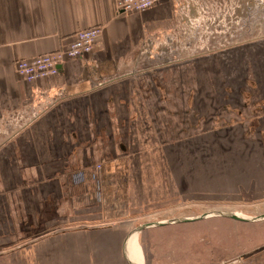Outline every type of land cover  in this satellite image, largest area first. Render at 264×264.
<instances>
[{
	"label": "crops",
	"instance_id": "1",
	"mask_svg": "<svg viewBox=\"0 0 264 264\" xmlns=\"http://www.w3.org/2000/svg\"><path fill=\"white\" fill-rule=\"evenodd\" d=\"M178 1L164 0L142 13L120 14L116 0H0L1 171L16 163L29 166L22 175L25 187H7L6 171L0 182V264H152L153 254L159 256L160 264L169 260L182 264L176 256L179 252L187 254L189 249H177V237L170 228L201 220L147 228L129 237L140 226L179 217L180 172L157 175L155 181L159 183L164 177L159 188L158 183L145 184L148 176L144 172H130L131 161L116 151L110 158L99 155L89 161L94 146L102 149V133L106 134L102 106L109 95L107 85L124 74L125 66L152 35L175 30ZM92 27L101 30L92 52L65 61L57 76L28 84L15 74L16 61L55 53L68 46L76 32ZM258 132L244 129L224 140L243 149L241 156L233 159V173L239 172L238 183L250 193L246 201L241 200L242 205L264 197V132ZM191 140L174 141L172 146L170 142L175 164L181 161L184 150L193 148L195 142ZM214 142L221 141L212 134ZM19 150L23 162L16 155ZM92 163L101 167L93 172L92 166H85ZM69 165L84 166L80 168L85 171L84 181L93 189L85 194L86 202L72 210L63 205L68 191L63 182L69 181ZM13 177L19 179V173ZM135 177L142 183L135 185ZM169 198L173 201L166 205L164 201ZM59 202L60 208L52 209V204L59 206ZM30 203L37 214L47 207L49 213L58 214V220L50 223L58 230L35 239L23 240V234L17 237L23 222L17 221L16 214L27 212ZM159 203V208L146 207ZM164 206L170 209L165 212ZM241 210L235 212L247 213Z\"/></svg>",
	"mask_w": 264,
	"mask_h": 264
},
{
	"label": "rangeland",
	"instance_id": "2",
	"mask_svg": "<svg viewBox=\"0 0 264 264\" xmlns=\"http://www.w3.org/2000/svg\"><path fill=\"white\" fill-rule=\"evenodd\" d=\"M177 7L180 13L175 30L152 35L125 66L124 74L107 85L109 95L102 106L106 134L102 133V149L94 146L89 161L99 155L110 158L116 151L131 161L130 172H144L148 176L145 184L158 183L159 188L164 177L161 185L155 181L157 175L180 172L181 213L175 220L195 219L214 211L246 219L239 223L212 216L187 227L170 228L175 231L177 249H189L176 256L182 264H264V220L250 221L264 215V197L253 204H240L250 195L243 183H238L239 172L233 173V159L237 160L243 149L224 141L244 129L264 132V0H179ZM89 119L93 121L94 115ZM212 134L221 142L211 143ZM190 137L195 142L193 148L184 150L175 164L170 142L172 146L174 141L177 144ZM16 155L25 160L22 150ZM85 166H92L94 172L101 164ZM28 167L25 163L6 165L7 187H25L22 175ZM82 167L67 166L69 181L63 183L69 194L67 191L63 205L68 210L80 207L86 202L85 194L93 191L91 184L76 179V174H84ZM1 170L2 165L0 182L4 179ZM17 172L19 179L13 177ZM138 178L135 185L142 183ZM172 199L164 202L168 205ZM52 205L54 210L61 206L60 202ZM33 207L30 203L27 212L16 214L17 221L23 222L17 237L23 234V240L58 230L50 224L58 220V214L49 213L48 207L37 214ZM164 207L165 212L170 209ZM241 209L247 213L235 212ZM169 220L174 219L152 223ZM165 252L169 253L166 246ZM153 256L152 264H160L159 256Z\"/></svg>",
	"mask_w": 264,
	"mask_h": 264
},
{
	"label": "built area",
	"instance_id": "3",
	"mask_svg": "<svg viewBox=\"0 0 264 264\" xmlns=\"http://www.w3.org/2000/svg\"><path fill=\"white\" fill-rule=\"evenodd\" d=\"M164 0H116L118 13H142ZM101 30L92 27L76 32L73 41L65 48L42 56L15 62V74L25 83L33 84L39 80L55 77L59 73V67L67 60L81 59L92 52L99 39ZM100 167H98L99 169ZM79 182L84 181L83 173L76 174Z\"/></svg>",
	"mask_w": 264,
	"mask_h": 264
},
{
	"label": "water",
	"instance_id": "4",
	"mask_svg": "<svg viewBox=\"0 0 264 264\" xmlns=\"http://www.w3.org/2000/svg\"><path fill=\"white\" fill-rule=\"evenodd\" d=\"M212 216H216V217H224V218H228V219H232L235 221H243L246 220L244 218H242L241 216H237V214H233V213H226L223 211H214L210 214H204L199 216L198 218L192 219V220H202L205 218H209ZM259 220H264V215H261L260 217H256V218H251L250 221H259ZM191 220H169V221H164V222H158V223H152V224H146L144 226H141L139 228H137L136 230H134L133 232H131V234L129 235V237H132L134 235L139 234L140 232H142L143 230L147 229V228H152V227H157V226H164V225H168V224H178V223H184V222H189ZM129 239V238H128Z\"/></svg>",
	"mask_w": 264,
	"mask_h": 264
},
{
	"label": "bare ground",
	"instance_id": "5",
	"mask_svg": "<svg viewBox=\"0 0 264 264\" xmlns=\"http://www.w3.org/2000/svg\"><path fill=\"white\" fill-rule=\"evenodd\" d=\"M239 217V215H237Z\"/></svg>",
	"mask_w": 264,
	"mask_h": 264
}]
</instances>
